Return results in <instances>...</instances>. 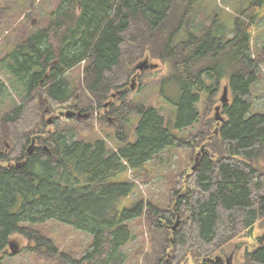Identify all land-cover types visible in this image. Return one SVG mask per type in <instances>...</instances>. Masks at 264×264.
I'll return each mask as SVG.
<instances>
[{
    "label": "trees",
    "instance_id": "16d2710c",
    "mask_svg": "<svg viewBox=\"0 0 264 264\" xmlns=\"http://www.w3.org/2000/svg\"><path fill=\"white\" fill-rule=\"evenodd\" d=\"M178 1L61 0L46 27L0 59L7 79L5 84L0 78V99L20 97L9 111L0 109V264L14 235L59 264H124L121 249L133 239L129 223L139 218L145 219L150 243L144 264H188L189 259L225 264L215 254L264 220V114L248 115L251 88L261 75L252 36L264 0H251L239 10L230 39L208 26L199 33L187 31L179 42L172 33L161 43L153 58L171 63L160 96L166 98L167 87L176 86L174 121H165L148 105L111 106L108 114L120 119L114 151L102 139L68 138L58 122L57 131H45L46 112H40L37 98L45 100L48 112L77 100L65 74L85 63L88 103L74 108L81 115L94 105L100 108L113 90L127 86L114 78L125 47L131 43L129 52L142 58ZM199 1L187 0L185 14ZM223 81L231 101L222 103L220 117L207 118ZM203 95L204 122L185 140L178 133L199 123ZM131 116L137 120L129 134ZM32 139L35 147L28 154ZM188 148L199 151L171 184L169 206L131 202L136 185L126 179L129 172L142 173L166 149ZM47 221L89 234L90 250L80 261L59 254L35 228ZM256 241L241 264H264V238Z\"/></svg>",
    "mask_w": 264,
    "mask_h": 264
},
{
    "label": "rangeland",
    "instance_id": "374dc122",
    "mask_svg": "<svg viewBox=\"0 0 264 264\" xmlns=\"http://www.w3.org/2000/svg\"><path fill=\"white\" fill-rule=\"evenodd\" d=\"M61 0H0V59L7 51L18 41L24 40L32 33L43 29L49 22L50 14L55 11ZM251 0H201L192 5V8L185 14V8L188 6L187 0H180L173 6L169 14L166 26L156 34L149 42L148 52L142 58H137L136 53L129 52L131 43L123 50V59L120 62L114 78L118 83H127L125 94H118L123 89L113 90L110 97L104 101L100 108L96 105L93 110L87 113L86 118H71L60 116L59 112L73 111L74 107L83 103L87 104L88 93L84 89L85 83V63L74 67L65 74L66 80L70 83L75 93V99L67 105L57 107L54 112H46L44 120L46 122L45 131L53 133L57 131L56 122L60 125V131H63L68 138L73 140H84L93 142L102 139L111 150H116L118 145L115 139L116 123L119 122L116 116L109 115L111 106H128V103L134 105H148L154 107L165 121L175 120V106L173 103L179 96L175 85H170L166 89V98L160 96V82L163 77L169 73L171 63H164L157 58H153L157 49L161 46L164 39L174 33V42H179L187 38V31L199 33L208 26H213L224 35L226 39L232 37L234 26V17L238 15L239 10L244 9ZM182 17V18H181ZM264 9L257 20L253 29L252 53L255 60L259 62L261 75L257 82L251 88L253 104L249 111V116L264 114ZM129 52V53H128ZM135 58H129L133 56ZM136 55V56H135ZM144 64L141 70H135L140 64ZM2 71L0 78L7 79ZM133 85V89H131ZM227 81L220 83L218 94L215 98V104L207 118L215 119L221 116V99L225 95L227 102L231 101V93L227 90ZM224 91L226 93L224 94ZM114 95V97H113ZM124 96L123 101L121 97ZM6 98V97H5ZM205 98L203 95L198 105L200 115L199 123L178 133L185 140H189L191 135L197 133L201 127L205 111ZM12 99V100H11ZM4 101V103L2 102ZM20 102V97L12 96L4 100L0 99V109L9 111V109ZM45 100L37 98L36 105L42 106L40 112L46 110ZM74 108V109H73ZM217 109V110H216ZM49 111V110H48ZM31 121L33 117H31ZM85 119V121H80ZM127 132L132 133L133 126L136 124V118L131 116ZM85 125H91V131L82 129ZM134 139L131 140L133 142ZM6 149L10 147L6 144ZM7 151V150H6ZM199 149H166L151 162L147 164L146 170L142 173L134 174L129 172L126 179L135 183L136 191L131 197V202L142 199L150 202L158 208L169 206L170 186L183 169L192 165L193 153ZM133 239L124 246L121 251L125 256L124 264H144V255L150 252V243L146 222L144 218L133 220L129 223ZM40 234L53 243L59 254L69 255L71 258L80 261L82 257L90 250L92 237L81 231H77L67 225L55 221H47L44 224L35 227ZM264 238V220L253 226L252 230L245 235L233 239L226 245L222 251L216 253L221 257L225 264H241L245 251H251L257 245V238ZM12 248L7 249L2 255L1 264H59L57 259L42 257L36 252H32V242H28L21 236L11 237ZM11 249L14 251L12 252ZM214 257V256H213ZM188 264H194L192 259Z\"/></svg>",
    "mask_w": 264,
    "mask_h": 264
},
{
    "label": "water",
    "instance_id": "95a60500",
    "mask_svg": "<svg viewBox=\"0 0 264 264\" xmlns=\"http://www.w3.org/2000/svg\"><path fill=\"white\" fill-rule=\"evenodd\" d=\"M143 67H144V64L142 63V64L138 65V66L136 67V69H137V70H141ZM130 88L133 89V88H134L133 85H131ZM124 92H125V90H122V91L119 92L118 94H123ZM225 93H226V91H224V94H225ZM113 97H114V95H113ZM221 102H222V103H226V102H227V99H226L225 95H223V97H222V99H221ZM45 112H48V109H46ZM59 115H60V116H65V117H67V118H71V117H73V116H76L77 118H86V117L89 116V115H81L80 113H73V112H71V111H67V112H65V113H64L63 111H61V112H59ZM35 140H36V139H32L31 144L28 146V148H27V153H28V154H31V153L33 152L34 147H35ZM204 150H205V147L202 146L201 149H200V153H199V155H200L202 152H204ZM176 226H177V224L173 227V230H175ZM12 247H13V246L10 244V248H12ZM11 251L14 252L12 249H11Z\"/></svg>",
    "mask_w": 264,
    "mask_h": 264
}]
</instances>
